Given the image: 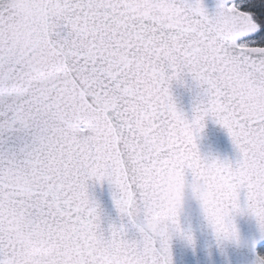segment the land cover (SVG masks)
<instances>
[{
	"label": "snow or ice",
	"instance_id": "obj_1",
	"mask_svg": "<svg viewBox=\"0 0 264 264\" xmlns=\"http://www.w3.org/2000/svg\"><path fill=\"white\" fill-rule=\"evenodd\" d=\"M41 49L53 61L34 76ZM209 118L235 162L201 154ZM170 168L215 187L219 246L245 212L264 235V0H0V264H174L191 230L144 227ZM90 181L131 229L103 226Z\"/></svg>",
	"mask_w": 264,
	"mask_h": 264
},
{
	"label": "water",
	"instance_id": "obj_2",
	"mask_svg": "<svg viewBox=\"0 0 264 264\" xmlns=\"http://www.w3.org/2000/svg\"><path fill=\"white\" fill-rule=\"evenodd\" d=\"M173 94L176 103L191 118L193 116L194 92L179 84H174ZM200 152L205 157H218L235 162L238 159V150L231 137L221 125L213 119L206 121L204 130L198 138ZM191 181L190 172L187 175ZM113 186L107 181L104 183L89 182V193L96 200L103 215V226L110 224H124L131 229V223L121 219L113 200ZM241 203L246 201V191L241 192ZM181 223L186 230H191L195 238V246L187 244L179 236L172 240L174 264H251L253 254L249 245L256 241V250L264 246L262 235L256 218L245 212L235 216V223L240 233L242 244L225 242L219 246L213 230L208 226L206 219L195 210V206L186 209L181 216Z\"/></svg>",
	"mask_w": 264,
	"mask_h": 264
},
{
	"label": "clouds",
	"instance_id": "obj_3",
	"mask_svg": "<svg viewBox=\"0 0 264 264\" xmlns=\"http://www.w3.org/2000/svg\"><path fill=\"white\" fill-rule=\"evenodd\" d=\"M26 14H30V9H23ZM53 61V55L47 49H41L33 58L32 72L37 76L42 69ZM217 196L215 187L207 182H190L187 175L179 169H168L162 178V187L157 193L154 207L149 211L145 220L147 231L162 234L166 231L170 221L185 213L186 209L195 206V210L203 217L214 205ZM240 242L242 239L239 233ZM253 260L251 264H258L264 260V255L260 254L256 248L251 249Z\"/></svg>",
	"mask_w": 264,
	"mask_h": 264
},
{
	"label": "rangeland",
	"instance_id": "obj_4",
	"mask_svg": "<svg viewBox=\"0 0 264 264\" xmlns=\"http://www.w3.org/2000/svg\"><path fill=\"white\" fill-rule=\"evenodd\" d=\"M262 255H264V251H263V254Z\"/></svg>",
	"mask_w": 264,
	"mask_h": 264
}]
</instances>
